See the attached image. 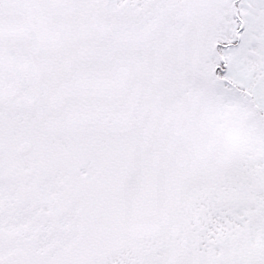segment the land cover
Wrapping results in <instances>:
<instances>
[{
    "label": "snow or ice",
    "instance_id": "snow-or-ice-1",
    "mask_svg": "<svg viewBox=\"0 0 264 264\" xmlns=\"http://www.w3.org/2000/svg\"><path fill=\"white\" fill-rule=\"evenodd\" d=\"M0 264H264V0H0Z\"/></svg>",
    "mask_w": 264,
    "mask_h": 264
}]
</instances>
